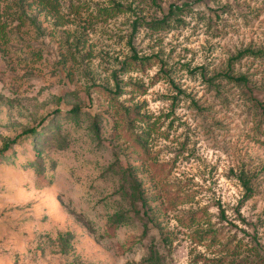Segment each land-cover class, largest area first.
Segmentation results:
<instances>
[{"label": "rangeland", "instance_id": "obj_1", "mask_svg": "<svg viewBox=\"0 0 264 264\" xmlns=\"http://www.w3.org/2000/svg\"><path fill=\"white\" fill-rule=\"evenodd\" d=\"M26 14L0 51V147L45 134L0 158V264H264V56L237 57L264 50V0H29Z\"/></svg>", "mask_w": 264, "mask_h": 264}, {"label": "trees", "instance_id": "obj_2", "mask_svg": "<svg viewBox=\"0 0 264 264\" xmlns=\"http://www.w3.org/2000/svg\"><path fill=\"white\" fill-rule=\"evenodd\" d=\"M11 1L14 2V4H12ZM27 4H29V0L27 1L26 0H0V51L5 50L8 44H10L13 31L23 26L24 21L27 17V14H26ZM178 12H180V9L178 7L174 9L173 7L170 9V12L163 19L158 20L154 23H150V24H152V26H155L156 28H166L170 23V18H172V16ZM247 55H251L255 57L264 56V50L262 49L255 50V49L247 48L245 50L240 51L237 57L240 58V57L247 56ZM152 59H153L152 56L139 57L137 52L134 51V55L129 60V62L131 64H135V66H137V68L139 69H144L147 65L151 64ZM224 77L230 80L236 81V82H241V83L248 82L247 76L245 75L235 76L230 71L225 73ZM179 92H182V90L179 89ZM79 111H80V108L75 107L70 112L72 114H76ZM125 111L130 116L131 111L127 109ZM139 115L140 114H138V116ZM124 130H125L124 126H121L119 132H123ZM44 134H45V129L39 130V128L37 127H31V128L25 129L21 134H19L17 137L13 139H6L3 142L2 146L0 147V158H6L4 154L8 152L9 150H11L12 147L15 144H17L18 139L21 138L22 136L24 135L31 136L33 138V137H40L41 135H44ZM144 138L146 137H143V139ZM143 139L136 137L135 143L142 150L144 154L148 155L150 152L148 150V146L146 142ZM37 159L38 158L36 157L35 158L36 161H34V164H37L38 162ZM40 174L42 173L40 172ZM236 176L241 181L245 189L244 199L245 200L249 199L253 195V192H254V187L252 185V179L250 175L246 171L243 170L240 173H237ZM133 182L135 183L138 189L139 195L144 199L145 195L141 193V190H140L141 187L139 183L136 180H133ZM195 218H196V214H193L189 218L190 219L189 221H192ZM156 258H157V253L153 250L151 252V259L156 260Z\"/></svg>", "mask_w": 264, "mask_h": 264}]
</instances>
